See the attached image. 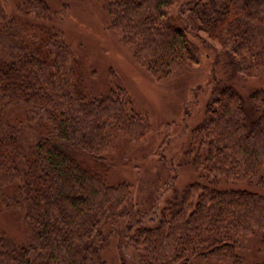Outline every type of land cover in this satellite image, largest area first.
Returning a JSON list of instances; mask_svg holds the SVG:
<instances>
[{"label": "trees", "instance_id": "16d2710c", "mask_svg": "<svg viewBox=\"0 0 264 264\" xmlns=\"http://www.w3.org/2000/svg\"><path fill=\"white\" fill-rule=\"evenodd\" d=\"M101 2L107 28L157 81L209 49L216 64L227 58L183 154L200 180L149 209L131 183L107 181L112 134L140 143L148 118L122 87L88 94L44 0H23L33 20L20 24L0 0V210L24 226L20 240L0 232V264H107L111 240L120 264L127 250L133 264H242L244 240L264 244V194L221 183L264 187V92L245 97L230 81L264 73V0Z\"/></svg>", "mask_w": 264, "mask_h": 264}, {"label": "rangeland", "instance_id": "374dc122", "mask_svg": "<svg viewBox=\"0 0 264 264\" xmlns=\"http://www.w3.org/2000/svg\"><path fill=\"white\" fill-rule=\"evenodd\" d=\"M22 1L3 0L7 14L19 24L33 20L20 10ZM44 1L55 13L50 24L61 32L79 62L78 74L88 94L98 97L116 86L122 87L129 97L130 109L145 115L150 122L151 130L140 143L129 142L119 133L112 134L107 154L112 167L105 179L112 183H131L141 209L161 207L185 186L199 181V175L183 159V154L191 129L203 119L208 84L214 77L222 76L226 80L228 66L224 54L218 52L216 64L213 49L206 50L208 57H203L200 63L157 81L107 28L109 19L101 0ZM230 81L245 97L256 89L264 92V73L255 77L236 76ZM78 158L91 163L84 156ZM221 184L247 186L264 194V187L254 184ZM0 232L20 240L24 235L22 214L0 210ZM112 242L104 248L103 257L107 264H120L119 253ZM238 252L243 257L242 264L264 263V244L257 237L244 240ZM124 258L128 264H133L129 250Z\"/></svg>", "mask_w": 264, "mask_h": 264}]
</instances>
